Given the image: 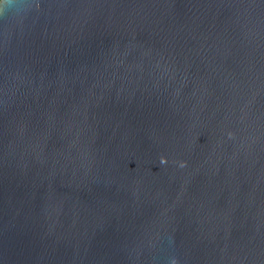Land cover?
<instances>
[{"label":"water","instance_id":"water-1","mask_svg":"<svg viewBox=\"0 0 264 264\" xmlns=\"http://www.w3.org/2000/svg\"><path fill=\"white\" fill-rule=\"evenodd\" d=\"M14 3L0 264H264V0Z\"/></svg>","mask_w":264,"mask_h":264},{"label":"clouds","instance_id":"clouds-1","mask_svg":"<svg viewBox=\"0 0 264 264\" xmlns=\"http://www.w3.org/2000/svg\"><path fill=\"white\" fill-rule=\"evenodd\" d=\"M26 11V9L14 3V0H0V14H6V13H22Z\"/></svg>","mask_w":264,"mask_h":264}]
</instances>
